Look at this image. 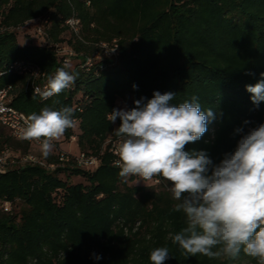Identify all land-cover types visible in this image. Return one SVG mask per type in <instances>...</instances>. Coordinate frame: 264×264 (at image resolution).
Wrapping results in <instances>:
<instances>
[{"label": "trees", "instance_id": "trees-1", "mask_svg": "<svg viewBox=\"0 0 264 264\" xmlns=\"http://www.w3.org/2000/svg\"><path fill=\"white\" fill-rule=\"evenodd\" d=\"M72 16L77 32L65 23ZM37 18L46 20L43 38L29 29ZM0 24L9 28L0 32V88H11L10 104L27 118L71 107L74 123L64 140L75 135L78 152L99 160L94 169L78 167L71 152L60 160L64 150L54 140L47 157L37 154L53 169L26 164L0 173V264H151V250L165 246L171 256L164 264H259L243 250L235 259L185 258L171 239L186 226L184 213L173 211L171 192L162 183L145 181L147 187L120 177L106 140L118 137L119 118L107 119L117 99L130 109L154 91L175 92L173 105L196 96L202 109L213 108L217 118L208 131L185 148L206 150L213 163L235 148L237 127L264 123V102L253 105L245 89L264 72V0H0ZM113 39L116 57L101 55L83 66ZM55 45L76 56L65 63ZM16 60L37 65L47 85L59 68L75 82L43 99L33 92L41 79L32 84L9 69ZM2 149L24 153L30 146L0 126ZM4 202L11 205L7 212Z\"/></svg>", "mask_w": 264, "mask_h": 264}, {"label": "clouds", "instance_id": "clouds-1", "mask_svg": "<svg viewBox=\"0 0 264 264\" xmlns=\"http://www.w3.org/2000/svg\"><path fill=\"white\" fill-rule=\"evenodd\" d=\"M260 77L256 83L245 85L256 107L264 102V72ZM75 79L74 74L59 68L39 95L43 99L58 95ZM174 96L172 91H154L146 102L141 97L130 109L109 112V122L120 121L116 127L117 136L122 137L119 176L125 180L136 177L134 185L143 181L147 187L150 185L145 181L154 177L169 182V191L177 201L173 211H182L186 217V226L171 239L184 251L185 258L200 254L235 259L243 250L264 264V123L247 131L237 127L235 148L213 163L206 150L185 148L204 136L217 113L213 108L202 109L196 96L173 105L170 101ZM73 113L71 107L33 113L21 139L42 140V154L47 157L52 141L73 126ZM170 256L168 247H157L151 250L149 259L151 264H164ZM94 258L101 259L99 255Z\"/></svg>", "mask_w": 264, "mask_h": 264}, {"label": "built area", "instance_id": "built-area-1", "mask_svg": "<svg viewBox=\"0 0 264 264\" xmlns=\"http://www.w3.org/2000/svg\"><path fill=\"white\" fill-rule=\"evenodd\" d=\"M38 24L34 28V34L37 37L43 38L45 36V31L43 27V23L46 20H40L39 18L36 19ZM65 23L72 29L74 32H77L79 29V19L75 16L68 18ZM9 29L8 27H3L0 24V32ZM100 51L94 53L91 57H86L83 61V66L87 69L92 66L94 61L98 59L101 55L106 57H116L118 54L117 51V41L113 39L111 42H102L99 44ZM56 50L59 53L64 54V62L68 63L76 53L69 47L65 45L57 46L55 45ZM115 48V49H114ZM114 49V50H112ZM9 69L13 72H16L21 75H27L29 79H31V83H34V80L41 79V83L33 86V92L35 94H39V91L44 90L47 87V83L44 81L43 77L44 74L41 72L40 68L35 65L34 63L23 61V60H16L13 61L12 64L9 66ZM12 94L10 87H3L0 88V126L5 128L9 134L18 141L25 142L32 147H38L41 149L42 140H25L21 139V133L27 127L28 118L26 115L19 111L18 109L14 108L10 104ZM71 141H75V135L70 137ZM122 137L118 136L116 138H108L106 143H109V151L113 153L115 156L114 163L118 165L119 163V156H118V149L119 144L121 143ZM54 140L52 141V144ZM69 154L65 151H60L59 159H67ZM75 164L84 169H94L97 167L99 160L93 156L89 155L85 152H78L74 156ZM26 164L31 165H39L46 169H53L55 164L47 163L44 159L40 158L37 154L33 153L31 150L27 152H15L10 149H2L0 150V173L5 172L8 168L11 167H19ZM151 184H164V186L169 190V185H166L161 177H154L152 180H149ZM4 211H9L11 205L9 202H4L2 205Z\"/></svg>", "mask_w": 264, "mask_h": 264}, {"label": "rangeland", "instance_id": "rangeland-1", "mask_svg": "<svg viewBox=\"0 0 264 264\" xmlns=\"http://www.w3.org/2000/svg\"><path fill=\"white\" fill-rule=\"evenodd\" d=\"M34 28L35 27H33V25L29 26L30 30H34ZM27 32H29V31H27ZM32 35H34V34L32 33ZM19 36H21V35H19ZM18 41L21 44H24V42H25L24 39H19ZM116 107H117V109H126V110L129 109L128 105H127V100H125V99H117ZM75 128H76V126H75ZM56 141H59V143H56V145H55L57 148H61L62 150H65L67 152L70 151L71 154H77L78 153V148H77V145L74 141L64 140L63 136H60L58 139H56ZM30 150L35 154L43 155L42 150L38 147L30 146ZM136 179L137 178L134 177L133 183L135 182ZM142 183H144V182L140 181L138 184H142ZM18 206H17V208H18ZM233 264H251V263L246 261V260H243L240 263L234 262ZM259 264H260V262H259Z\"/></svg>", "mask_w": 264, "mask_h": 264}, {"label": "crops", "instance_id": "crops-1", "mask_svg": "<svg viewBox=\"0 0 264 264\" xmlns=\"http://www.w3.org/2000/svg\"><path fill=\"white\" fill-rule=\"evenodd\" d=\"M65 151V150H64ZM70 152V151H69Z\"/></svg>", "mask_w": 264, "mask_h": 264}]
</instances>
